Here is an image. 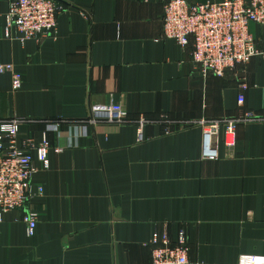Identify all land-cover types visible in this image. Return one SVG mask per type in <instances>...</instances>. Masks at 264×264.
<instances>
[{
  "label": "crops",
  "instance_id": "obj_1",
  "mask_svg": "<svg viewBox=\"0 0 264 264\" xmlns=\"http://www.w3.org/2000/svg\"><path fill=\"white\" fill-rule=\"evenodd\" d=\"M56 1L55 36L21 42L16 29L1 35L0 0V64L22 80L14 91L11 72H0V120L19 117L18 140L34 143L63 120L48 133V169L32 162L43 194L2 216L0 264H151L153 234L175 240L180 230L191 264L264 257V26L248 25L258 50L248 64L202 76L189 48L159 39L164 0ZM109 103L128 121L74 136L69 122ZM244 112L253 118L237 124L234 145L220 132L208 156L196 122ZM28 210L38 214L30 237Z\"/></svg>",
  "mask_w": 264,
  "mask_h": 264
},
{
  "label": "built area",
  "instance_id": "obj_2",
  "mask_svg": "<svg viewBox=\"0 0 264 264\" xmlns=\"http://www.w3.org/2000/svg\"><path fill=\"white\" fill-rule=\"evenodd\" d=\"M5 1L8 10L2 36L11 38V29L21 33V42L55 36L57 15L62 9L56 0ZM249 23L264 26V0H206L202 3L164 0L159 39H172L181 48H189L191 64L202 76L212 74L223 77L236 66L248 64L258 53L256 40L248 28ZM4 71L11 72L12 88L17 91L21 87V75L11 65L0 64V72ZM237 88V103L240 106L244 102L243 92L247 88L244 79L239 81ZM127 117L128 113L118 103L94 104L89 105L85 119L69 122V125L77 137L78 134L86 133L88 126H96L100 122L125 123ZM252 118L251 113L244 112L232 118L201 119L196 122L204 132L206 154L215 156L214 151H209V145L212 137L220 132L224 144L227 147L233 146L237 124ZM62 121L46 124L40 141L34 143L31 140H18L19 117L0 120V221L5 212L20 209L32 197L43 194L42 186L32 182L35 172L32 162L35 159L42 169H48V133L57 131ZM144 122L143 119L139 121V140L143 139ZM37 218V212L32 210L22 216L28 237L35 233ZM150 245L151 264H191L188 258L189 245L183 230L177 233L175 240L167 232L161 235L155 233ZM236 264H264V257L243 255Z\"/></svg>",
  "mask_w": 264,
  "mask_h": 264
},
{
  "label": "water",
  "instance_id": "obj_3",
  "mask_svg": "<svg viewBox=\"0 0 264 264\" xmlns=\"http://www.w3.org/2000/svg\"><path fill=\"white\" fill-rule=\"evenodd\" d=\"M208 140V139H207Z\"/></svg>",
  "mask_w": 264,
  "mask_h": 264
}]
</instances>
